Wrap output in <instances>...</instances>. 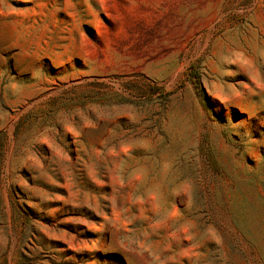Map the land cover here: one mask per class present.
Instances as JSON below:
<instances>
[{
  "label": "rangeland",
  "instance_id": "1",
  "mask_svg": "<svg viewBox=\"0 0 264 264\" xmlns=\"http://www.w3.org/2000/svg\"><path fill=\"white\" fill-rule=\"evenodd\" d=\"M0 264H264V0H0Z\"/></svg>",
  "mask_w": 264,
  "mask_h": 264
},
{
  "label": "trees",
  "instance_id": "2",
  "mask_svg": "<svg viewBox=\"0 0 264 264\" xmlns=\"http://www.w3.org/2000/svg\"><path fill=\"white\" fill-rule=\"evenodd\" d=\"M203 89V91H204V88H202Z\"/></svg>",
  "mask_w": 264,
  "mask_h": 264
}]
</instances>
